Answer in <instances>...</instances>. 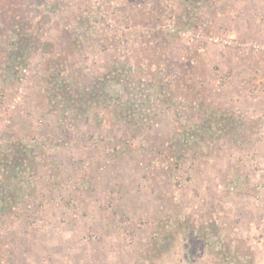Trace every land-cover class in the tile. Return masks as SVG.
Returning <instances> with one entry per match:
<instances>
[{"label": "rangeland", "instance_id": "1", "mask_svg": "<svg viewBox=\"0 0 264 264\" xmlns=\"http://www.w3.org/2000/svg\"><path fill=\"white\" fill-rule=\"evenodd\" d=\"M190 4L0 0V264H264V0Z\"/></svg>", "mask_w": 264, "mask_h": 264}, {"label": "trees", "instance_id": "2", "mask_svg": "<svg viewBox=\"0 0 264 264\" xmlns=\"http://www.w3.org/2000/svg\"><path fill=\"white\" fill-rule=\"evenodd\" d=\"M191 4L188 5L190 7H187L185 9V11L181 14H179V19L182 18V16H185L187 18H189L188 20L182 22L180 20H178V23L181 24L183 23L184 25H190L193 21V18L196 17V11L194 6L200 3L201 0H190ZM52 4V3H51ZM50 3H47V7L50 9V11L52 10V5ZM34 5V3L32 4ZM25 20V19H24ZM23 20V21H24ZM158 21L160 20V18L158 17L157 19ZM42 22V21H41ZM40 22V23H41ZM23 23H28L31 24L30 19H28L27 21L23 22ZM14 34H16V36L18 37V35L20 37H24V41L26 42V38L30 39V47H35V49H38V46H36L35 44H31V42H35L36 41V37L35 35H31V37L29 38V36H25L27 34L24 33V27H20L19 24L17 23H13V26L9 27ZM167 34H169V38H167L169 41L170 39L174 37L173 34H170L167 30H166ZM18 34V35H17ZM171 39V40H172ZM53 45L51 42H47L43 44V50L44 51H51L53 50ZM23 54H21L20 52H16L15 53V58L19 59L20 57H22ZM161 55V59H159V61H161L163 58L162 53H160ZM153 59V58H152ZM151 59V60H152ZM17 64L12 63V66L17 70L18 66H16ZM140 67V66H139ZM149 69V67H145V66H141V71L143 73H147V70ZM126 67L124 64H118L115 67L110 68L104 75L102 78H98V79H87L86 82H84V86L81 87V94L80 97L85 101V104L87 105H91V103H98L101 101V99H105V100H112L113 98H115L114 94L111 93L110 90V85L112 83H120L123 79H124V75H125V71H126ZM8 71V69H7ZM151 73V72H149ZM171 72H169V70L167 72H165V74L163 73V76L166 79H171ZM176 78L175 81H179L181 76H184V78L187 77L186 74H184L183 72H179V75H175ZM151 79H153L154 81V77H151ZM152 81V80H151ZM132 101V99H130ZM68 101V100H65ZM131 103V102H130ZM214 227H206L204 228L201 232H205V231H209V229H213Z\"/></svg>", "mask_w": 264, "mask_h": 264}]
</instances>
